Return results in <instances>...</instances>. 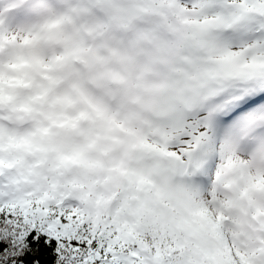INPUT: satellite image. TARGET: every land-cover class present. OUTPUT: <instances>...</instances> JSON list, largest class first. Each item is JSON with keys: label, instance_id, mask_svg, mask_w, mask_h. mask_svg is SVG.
Here are the masks:
<instances>
[{"label": "snow or ice", "instance_id": "6c2138e0", "mask_svg": "<svg viewBox=\"0 0 264 264\" xmlns=\"http://www.w3.org/2000/svg\"><path fill=\"white\" fill-rule=\"evenodd\" d=\"M13 12L102 40L123 67L102 78L128 95L96 80L71 85L76 119L101 122L117 146L106 175L66 173L80 154L41 170L6 160L5 141L31 148L32 136L51 137L68 121L27 132L20 117L13 126L5 102L32 85L10 76L6 94L0 63V264H264V238L236 231L212 191L226 148L247 155L264 143V0H11L0 8V50L33 40L6 25ZM150 75L174 83L178 113L162 116L131 95ZM44 79L15 111L32 113L60 84ZM251 186L264 190V178Z\"/></svg>", "mask_w": 264, "mask_h": 264}, {"label": "clouds", "instance_id": "9594fccd", "mask_svg": "<svg viewBox=\"0 0 264 264\" xmlns=\"http://www.w3.org/2000/svg\"><path fill=\"white\" fill-rule=\"evenodd\" d=\"M47 23L33 20L18 25L14 29L17 35H31L32 42L28 45L17 42L0 50L6 94L10 76L23 77L32 85L27 89H13V94L19 99L12 104L6 101L4 108L12 117L13 126L21 123L18 118L22 117L27 132L51 127L61 120L68 121L69 126L51 127V137L32 136L31 148L10 149L6 140L5 159H19L26 165L39 163L41 170H47L58 164L62 157L80 154L79 163L69 165L65 172L81 175L88 181L101 178L117 159V146L103 139L105 132L101 122L76 119L81 105L71 85L96 80L100 86L111 85L127 96L123 85L102 78L106 74L123 71V67L102 40L85 38L71 25L50 29L46 27ZM9 64L19 67L12 70ZM45 75L60 81L57 87L49 89L47 100L33 105L32 113L15 111L18 103L28 101L47 86ZM131 95L144 104L161 108L162 116L176 114L181 107L180 98L174 95V83L154 75L147 76L145 86L133 90ZM68 97L72 99L71 104L66 102ZM69 117L72 119L68 120ZM260 178H264V143L247 155L238 153L235 148H226L224 159L220 161L219 179L213 180L212 191L227 201L225 215L232 219L235 230L252 242L264 238V190H255L251 186V180ZM97 191H106L105 185L100 184Z\"/></svg>", "mask_w": 264, "mask_h": 264}, {"label": "rangeland", "instance_id": "374dc122", "mask_svg": "<svg viewBox=\"0 0 264 264\" xmlns=\"http://www.w3.org/2000/svg\"><path fill=\"white\" fill-rule=\"evenodd\" d=\"M7 6L10 5L11 0H6ZM6 7L5 6V0H0V8ZM27 20H21L17 19V14L15 12L10 13L6 18H5V23L6 25H9L13 30L20 24L22 23H27Z\"/></svg>", "mask_w": 264, "mask_h": 264}]
</instances>
